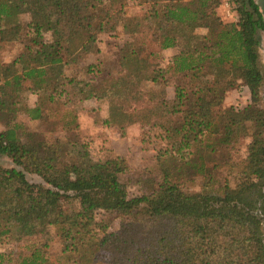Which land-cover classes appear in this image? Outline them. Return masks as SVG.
<instances>
[{
	"label": "trees",
	"instance_id": "obj_1",
	"mask_svg": "<svg viewBox=\"0 0 264 264\" xmlns=\"http://www.w3.org/2000/svg\"><path fill=\"white\" fill-rule=\"evenodd\" d=\"M132 1L148 5L143 20L150 23V36L161 52H173L163 71L155 72L132 49H120L118 65L129 74L121 82L147 83L162 93L159 104L140 118L153 121L150 129L163 142L155 158L160 180L136 197H129L120 181L127 170L122 159L93 161L67 139L64 152L63 141L53 138L77 128L78 114L67 109L90 100L108 101L106 121L122 138L124 127L135 122L115 105L121 96L112 77L96 64H85L87 55L97 53L95 36L113 30V11L105 0H0V49L19 47L12 61H0V158L10 161L9 168L0 166V241L19 242L54 228L61 253L72 264H264L263 237L253 214L260 208L264 179L257 56L264 0H233L236 20L230 24L216 16L217 0ZM24 15L27 22L20 20ZM200 28L204 36L194 34ZM122 29L138 33L125 24ZM46 33L54 39L50 48L44 47ZM168 87L172 98L164 95ZM239 87L248 91V103L223 109L225 95ZM28 97L35 98L34 106ZM17 114L61 127L44 129L48 137L28 132ZM248 130L250 143L236 183L213 187L217 167L207 168L208 155ZM63 154L66 164L60 167ZM167 159L176 166L166 168ZM182 176L189 182L199 177L200 190L188 192ZM99 213L129 221L110 232L103 219L97 220ZM0 264L45 261L35 250L15 259L0 253Z\"/></svg>",
	"mask_w": 264,
	"mask_h": 264
},
{
	"label": "rangeland",
	"instance_id": "obj_2",
	"mask_svg": "<svg viewBox=\"0 0 264 264\" xmlns=\"http://www.w3.org/2000/svg\"><path fill=\"white\" fill-rule=\"evenodd\" d=\"M217 2L216 16L220 21L223 24L234 22L236 16L233 0H217ZM120 5L122 7L119 10ZM104 6L106 9L113 11L110 14L111 21L109 24V27L113 26V30L95 36L96 40L93 48L96 49L97 53L87 55L85 64H96L98 71L107 73L112 77L113 81L111 82L117 83V87L114 89L121 96V99L117 98L115 105L119 107V110L121 109L120 114H126L131 117V121L135 122L124 127L123 139L119 135L118 128L109 125L106 121L109 109L108 101H97L94 103L93 100H90L76 105L74 108L67 109L69 111L73 110L74 115L78 114L77 128L74 130L72 126L71 133L68 136H53V138H59L63 141L64 152H66L67 139L75 144L76 149L88 153L93 161H114L116 157L122 159L127 170L120 177V181L126 186L128 196L136 197L147 192L149 193L160 180L159 168L155 158L157 151L162 148L163 142L155 135L154 130L150 129L153 121L150 119L141 122L140 118L143 117L144 119L154 106L159 104L162 93L159 88L156 89L158 91L154 92V88L149 87L147 83H135L132 86H130L131 84H127L128 86L124 85L121 79H127L129 74H126L127 71L118 65V57L120 49L125 47L126 50L127 46L129 50L132 49L137 54V58L146 61L149 71L153 69L155 72H158L163 71L169 63L172 53L170 51L161 52L155 44L154 38L150 36L148 31L150 23L143 20L148 10V5H139L138 2L132 0H105ZM112 14H114V17ZM119 19H123V21ZM20 20L27 22L29 18L27 15H24L20 17ZM124 24L128 26L129 30L131 29L138 33L127 34L122 29ZM194 34L204 36L206 30L204 28L196 29ZM53 44V36L50 33H46L44 35V47L50 48ZM18 52V45H3L0 49V61L8 63L15 58ZM149 53L150 55L148 56ZM257 56L258 67L262 75V84L259 90V107L264 111V47H261V45L257 48ZM101 73L98 76L95 75V77L100 78V75L102 77L103 75ZM88 78L91 77L89 76ZM107 81L109 84L110 80ZM164 92L166 98H172L173 88L168 87ZM248 98V91L245 88L239 87L225 95L222 108H243L248 103ZM33 103H35V98L28 97L29 106H34ZM16 120L28 132L38 133L42 129L59 131L61 127L53 121H47V123H45L46 120L44 122L42 121L43 123L32 122L23 114H17ZM249 134L250 130L245 134L240 133L236 143L230 145L228 148H224V150H219L215 155L210 156L207 154L209 158L207 168L212 169L213 164L217 167L211 174L213 187L222 184L224 181H228L230 186H234L237 179V172L240 170L246 157L247 146L250 143ZM127 135L129 136L128 139L126 137ZM34 138L40 140L42 136H35ZM130 138L133 139V142H130ZM142 140L144 143H142ZM173 161L175 160L167 159V161H164L165 167H175L176 164ZM65 164L66 155L63 154L58 161V165L62 167ZM0 166L9 168L10 161L5 158H0ZM29 179L34 182L38 181L35 177L29 176ZM181 180L185 183L184 186L188 192L194 193L200 190L202 181L199 177H196L192 182H189L186 176H182ZM260 191L262 198L259 200L256 199L258 200L256 205L260 208L253 214H256L259 220L264 242V179ZM101 219L109 225L108 231L110 232L118 231L122 221H124L123 224L129 221L115 214L106 215L99 213L97 220ZM35 250L41 253L45 264H72L73 262L72 258L69 259L67 255L61 253V243L54 228H48L45 234L33 238H26L19 242H14L9 239H2L0 241V253L9 254L14 259L19 256L28 255Z\"/></svg>",
	"mask_w": 264,
	"mask_h": 264
},
{
	"label": "crops",
	"instance_id": "obj_3",
	"mask_svg": "<svg viewBox=\"0 0 264 264\" xmlns=\"http://www.w3.org/2000/svg\"><path fill=\"white\" fill-rule=\"evenodd\" d=\"M260 45H261V47H264V33H260ZM170 53H172L173 54V52H170ZM171 54V55H172ZM17 122H18V120H16ZM18 123H20V122H18ZM133 129V128H132ZM41 133L43 134V136H49V133L48 132H46L44 129H42V131H41ZM70 134V133H69ZM60 135L61 136H63V135H65V134H61L60 133ZM66 136H68L67 135V132H66ZM127 137V139H128V135L126 136ZM130 137H132V136H130ZM124 139V138H123ZM130 140V142H133V139H129Z\"/></svg>",
	"mask_w": 264,
	"mask_h": 264
}]
</instances>
